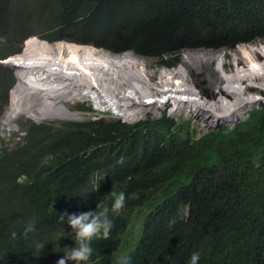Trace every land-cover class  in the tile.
<instances>
[{"label": "trees", "instance_id": "obj_1", "mask_svg": "<svg viewBox=\"0 0 264 264\" xmlns=\"http://www.w3.org/2000/svg\"><path fill=\"white\" fill-rule=\"evenodd\" d=\"M32 36L171 68L185 50L264 42V0H0V61ZM13 83L0 63V116ZM22 129L23 145L0 139V264H57L75 246L59 216L111 209L120 192L126 206L110 213V237L93 241L88 264H190L193 253L198 264H264V102L199 138L167 112Z\"/></svg>", "mask_w": 264, "mask_h": 264}, {"label": "clouds", "instance_id": "obj_2", "mask_svg": "<svg viewBox=\"0 0 264 264\" xmlns=\"http://www.w3.org/2000/svg\"><path fill=\"white\" fill-rule=\"evenodd\" d=\"M258 43H264V42H254L249 44H242L239 46H243V45L250 46L251 44H258ZM53 46H57L59 48V55L56 54L54 50H52V54H49L47 52V49H50ZM127 53H134V52L127 51L123 53H113L109 50H106L102 47H96L95 45L92 44H82V43L68 42V41L51 42L46 39H41L37 36L29 37L23 42L21 50L18 53L8 57L5 60L0 61V63L3 66L7 65L10 68L9 71L12 73L14 79L13 87L9 92L7 106L8 105L10 106L12 100L20 101L26 96L27 99H35L36 105H40L46 101L52 102V98L54 99L56 97H59L58 96L59 94L66 96L67 98H69L70 96L75 97L77 94L81 93L83 87L89 88L92 85L101 83L103 79L104 80L107 79V75L111 74L113 70L120 71V69L118 68H120L122 62H120L119 59L123 57H118V56L120 54H125L126 56ZM106 55H109L110 58L108 59L104 58ZM136 56L133 59L141 64L142 60L141 58H139L141 56L138 55ZM258 56L260 55H257V58ZM29 60L36 61V66L38 67L37 76L32 75L30 71L31 68L27 67V62ZM228 65L229 63H227L225 67H227ZM168 68L169 67H166L167 70ZM122 73H126V72H121V74ZM135 75L137 77H140L141 79L147 80L145 79V77H142L138 74ZM148 82H150V80ZM85 99L86 98H82L78 100L67 99L68 101L65 102L64 107L67 109V105H68L67 103H74L77 104L75 106L76 110L90 113L92 112V110L87 111L79 107V106L88 107L87 105L88 103L86 101H83ZM92 100L94 101V99ZM3 112L1 116L3 115ZM142 112L143 110H141V113ZM22 113L24 112H21L18 115V117L14 119L15 124L17 121V124L20 129L19 131L16 129L17 131L14 132V136L10 137L8 140H5L1 137V133H0V139L3 140L6 144H8L10 147H15L18 143L21 145L24 144L23 138L26 136L27 133L26 130L22 129L23 122L27 121L28 119L32 121H34L33 119H35L37 121V122L34 121L35 123L40 122L37 119L36 115L33 114L28 115L32 119L31 118H26L24 120L18 119L20 115H22ZM150 117L157 119L161 118L150 115L149 117H146L142 120L138 119L139 121L137 120V122L134 121L135 123L128 122L126 120L124 121L119 120V121L125 124L135 125ZM61 119H66V118H61ZM98 120H105V119L96 118L89 121H98ZM70 121H74V120H70ZM76 122H88V121H76ZM38 124H42V123H38ZM17 138L19 139V141L15 142ZM125 206H126V194L120 192L115 196L111 204V209L105 207L101 211L88 210L86 212H81L79 214H75V213L61 214L58 218V222L64 225L65 218H67V225L70 226L71 228V232H67V235L70 237V239H73L75 241V246L64 247L63 248L64 251L62 252L63 255L57 260V264H69V262H74V264H88L95 251L92 246L93 241L98 239L107 240L110 237L111 231L114 227V223L110 213L119 215L120 211ZM32 231H33L32 227L30 226L26 227L23 232V236L27 238L28 234ZM58 235L64 236L65 229L62 228L58 233ZM11 237L13 239H16L18 237V233L16 231H13L11 233ZM35 247L36 249H40V248H44L45 245L43 244V242H37ZM199 260H200L199 253H193L190 259V264H198ZM122 264H131V257H124Z\"/></svg>", "mask_w": 264, "mask_h": 264}, {"label": "rangeland", "instance_id": "obj_3", "mask_svg": "<svg viewBox=\"0 0 264 264\" xmlns=\"http://www.w3.org/2000/svg\"><path fill=\"white\" fill-rule=\"evenodd\" d=\"M257 46H264L260 43L254 44ZM251 44V46H254ZM249 45H243L237 47L235 50L229 51L226 49H219V50H213V49H198V50H185L180 55V63L178 66L174 68H168L169 71L171 70H177L184 63V66L187 68V70L190 71L186 72L191 77L193 82L195 83L196 87L198 88L199 92L202 94L204 98H208V100H218L222 96H224L225 100H228L230 102H235L237 100V96L231 94L233 91H237L236 86L241 91V97H244L245 99H250L253 96L257 94H262L263 98L259 103H253L251 105H244L237 111L236 117H231L230 119L221 120L219 122H213L210 124V119H208V116L204 112H199L196 107H193L190 104L183 103L180 106H177L172 100H169L164 105H157L154 107H145L143 112L141 113V120L149 117L150 115L155 117H162L164 112H168V116L175 119L178 123H186V122H192L193 123V130L196 133V136L199 138L204 134L209 133L211 130H215L219 127H229L234 128L239 122L245 120L248 116V113L252 111L255 108H258L263 102H264V90L262 88H251L250 86H247L249 84V80L246 82H243L241 77L238 76L239 66H244L243 64L239 63L241 58L244 57V62H249V57H253L254 54L258 51L253 49V51H248L250 48H248ZM247 47V52L249 56L242 55V53L238 50L239 48ZM218 52H225L227 55L225 58L218 57ZM232 52L238 56L237 58H233ZM189 54V55H195L199 56L200 60H193L190 64L184 62L183 55ZM126 55L131 56L135 58L134 53H127ZM258 55V54H257ZM256 55V56H257ZM125 54H120L118 57H124ZM137 57V56H136ZM142 60L141 64H144L145 68L143 69L141 66H136L135 61H130V66L126 65H120V71L126 72L122 73L120 71H115V74L119 77V82L121 84V87L123 88H129L130 93H126V91H122L118 94V99H124L126 96H130L129 99H145L149 96H158L159 98H162L164 96V93L160 90L162 89H170L171 86L168 83V78L164 77L162 73L160 74L162 69H166V67H163V65L157 64V59L155 58H142L139 57ZM227 58V59H226ZM166 59V58H165ZM258 59L260 61L263 60L262 56H258ZM227 61V62H226ZM237 62V67H236ZM202 63H204L202 65ZM225 63H229L227 67H225ZM5 69L10 70V68L7 65L3 66ZM248 66L244 68H248ZM224 69L230 73V74H223ZM241 69V68H240ZM167 70V69H166ZM135 74H138L142 77H145L149 81V78L151 79V82H148L147 80L141 79L140 77H137ZM215 75L221 76V80L216 82L215 86L211 84L208 77L213 80ZM230 76H234V80L230 79ZM178 76H175L174 79H177ZM157 82V83H155ZM241 83V85L239 84ZM257 83H263L264 84V76L257 78ZM246 85V88H245ZM216 87L217 91H221V93L214 90ZM244 87V88H243ZM175 88V87H173ZM169 94V93H167ZM220 96V97H219ZM219 97V98H218ZM71 99L72 96L70 97ZM66 99V98H64ZM32 103L29 106L23 105L24 113L20 115L18 119H26L31 118L28 115L30 112L33 115H36L37 119L40 121L38 123H50V122H56V121H89L96 118L99 119H105L106 121H116L121 120L124 121L125 117L128 116V114H121L117 115L113 112V108L110 106H107V108H99L96 101L94 102L92 99H85L83 101H86L88 104L89 109L92 110V112L87 113L83 111L76 110L75 106L77 104L74 103H68L67 109H69L72 113L76 114L78 116V119H61L57 117V114H54L53 111H49L46 113V111L39 105H36L35 99H31ZM36 106V107H35ZM9 105L3 112V115L0 118V133L1 137L5 140H8L10 137L14 136V132L17 130L19 131V126L14 122V125L12 128H10L8 124V119L6 118V111L8 110ZM27 107V108H25ZM98 108V109H97ZM30 109V110H28ZM36 109V110H35ZM77 118V117H76ZM32 119V118H31ZM7 120V121H6ZM36 121L35 119H33ZM139 121V120H138ZM37 122V121H36ZM137 122V121H136ZM135 123V122H134ZM17 129V130H16ZM19 141L17 138L15 140Z\"/></svg>", "mask_w": 264, "mask_h": 264}, {"label": "bare ground", "instance_id": "obj_4", "mask_svg": "<svg viewBox=\"0 0 264 264\" xmlns=\"http://www.w3.org/2000/svg\"><path fill=\"white\" fill-rule=\"evenodd\" d=\"M260 44L264 45V43ZM248 48L250 49L248 50L247 47H242L238 50L242 53V55L247 56H249L247 50L253 51V49H255L258 52H256L253 57H249V62H244V57L241 58L239 63L243 64L244 66H239V68L237 67V69H239L238 76L241 77L243 82H246L247 80L250 81L247 86H250L251 88H262V90H264V84L257 83V78L264 76V46L250 45L248 46ZM52 50H54L55 53L59 55V48L57 46H53L50 49H47V52L49 54H52ZM218 54V57L220 58H225L227 55L225 52H218ZM257 54L263 57L262 61L257 58ZM232 56L233 58L238 57L233 52ZM104 58L108 59L110 57L109 55H106ZM183 59L184 62L190 64L193 60H200V57L195 55L184 54ZM132 60H134L133 57L128 55L119 59V61L122 62L121 65L126 66H130V61ZM203 64L204 63H202V65ZM248 64L249 67L244 68L248 66ZM135 65L141 66L143 69L145 68L144 64H140L136 61ZM182 65L183 66H181L177 70H161L160 74L162 73L164 77L168 78V83L171 86L170 89L160 90L164 93V96L162 98H159L158 96H149L145 99H129L130 96H126L124 99H118L119 93L124 90L128 94L130 93V89L121 87L119 77L115 74V70H113L111 74L107 75L106 80L103 79L101 83L92 85L89 88L83 87L81 93L77 94L75 97L72 96V98H75L73 100H78L82 98L94 99V102L96 101L99 108L106 109L107 106H110L111 108H113V112L117 115H125L129 113L128 116L125 117V120L128 122H134L140 119L141 110H144L145 107L164 105L169 100H172L177 106H180L183 103H187L192 105L193 107H196V109H198L200 113L204 112L206 116H208V119H210V124H212L213 122H219L221 120L230 119L231 117H236L239 108L244 105L259 103V101H261L263 98V95L259 93L250 99H245L244 97H241V91L236 86L237 91L235 90L231 92V94L237 96V100L235 102L225 100L223 94L221 97L219 96L220 98L218 97L219 101L208 100V98H204L202 96L195 83L193 82L192 77L188 73H186H190V71L187 70V68L184 66V63ZM226 73L230 74L224 69L223 74ZM175 76H178V78L174 79ZM234 78V76H230L231 80H234ZM208 79L211 84L215 86L216 82L221 80V76L215 75L213 80H211L209 77ZM149 80L151 79L149 78ZM239 84L241 85V83ZM214 90L217 91L216 87L214 88ZM217 92L221 93V91ZM58 96L59 97H56L54 99L52 98V102H43L39 105V107L41 106L46 111V113H48L49 111H53V113L57 114V117L59 118L77 119L78 117L76 114L70 112L64 107L65 102L68 101L67 99H71V96L69 98L61 94H59ZM31 103L32 100L27 99V96L21 99L20 101H11L10 106L6 112L7 119H9L8 124L10 128H12V126L14 125V119H16L21 112H24L22 106H29V104L31 105ZM29 114L31 115V113Z\"/></svg>", "mask_w": 264, "mask_h": 264}, {"label": "built area", "instance_id": "obj_5", "mask_svg": "<svg viewBox=\"0 0 264 264\" xmlns=\"http://www.w3.org/2000/svg\"><path fill=\"white\" fill-rule=\"evenodd\" d=\"M27 67L29 68H31V74L32 75H35V76H37L38 75V67L36 66V61L35 60H29L28 62H27Z\"/></svg>", "mask_w": 264, "mask_h": 264}]
</instances>
